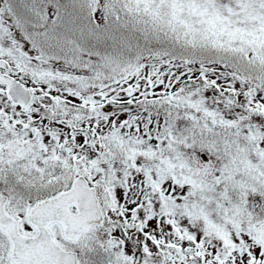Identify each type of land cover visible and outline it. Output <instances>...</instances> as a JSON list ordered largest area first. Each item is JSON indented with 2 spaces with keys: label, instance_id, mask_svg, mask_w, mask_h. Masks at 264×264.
Masks as SVG:
<instances>
[{
  "label": "snow or ice",
  "instance_id": "obj_1",
  "mask_svg": "<svg viewBox=\"0 0 264 264\" xmlns=\"http://www.w3.org/2000/svg\"><path fill=\"white\" fill-rule=\"evenodd\" d=\"M0 264H264V0H0Z\"/></svg>",
  "mask_w": 264,
  "mask_h": 264
}]
</instances>
